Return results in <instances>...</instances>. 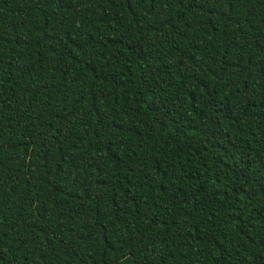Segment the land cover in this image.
Here are the masks:
<instances>
[{
  "label": "trees",
  "instance_id": "trees-1",
  "mask_svg": "<svg viewBox=\"0 0 264 264\" xmlns=\"http://www.w3.org/2000/svg\"><path fill=\"white\" fill-rule=\"evenodd\" d=\"M0 264H264V0H0Z\"/></svg>",
  "mask_w": 264,
  "mask_h": 264
}]
</instances>
